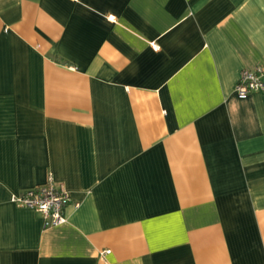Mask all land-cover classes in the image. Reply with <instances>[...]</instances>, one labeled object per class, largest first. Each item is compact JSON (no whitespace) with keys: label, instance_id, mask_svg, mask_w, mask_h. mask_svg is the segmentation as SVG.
Instances as JSON below:
<instances>
[{"label":"crops","instance_id":"crops-1","mask_svg":"<svg viewBox=\"0 0 264 264\" xmlns=\"http://www.w3.org/2000/svg\"><path fill=\"white\" fill-rule=\"evenodd\" d=\"M257 66L264 0H0V264H264Z\"/></svg>","mask_w":264,"mask_h":264},{"label":"built area","instance_id":"built-area-1","mask_svg":"<svg viewBox=\"0 0 264 264\" xmlns=\"http://www.w3.org/2000/svg\"><path fill=\"white\" fill-rule=\"evenodd\" d=\"M262 88H264V67L257 66L240 72L234 90L239 99H245L251 92ZM70 201V194L56 185L51 173H48L44 184L12 197V202L18 206L41 213L45 227H53L65 222L64 211Z\"/></svg>","mask_w":264,"mask_h":264}]
</instances>
